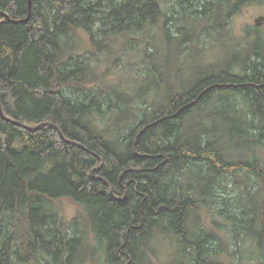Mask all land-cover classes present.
<instances>
[{
    "label": "trees",
    "instance_id": "16d2710c",
    "mask_svg": "<svg viewBox=\"0 0 264 264\" xmlns=\"http://www.w3.org/2000/svg\"><path fill=\"white\" fill-rule=\"evenodd\" d=\"M262 2L0 0V264H264Z\"/></svg>",
    "mask_w": 264,
    "mask_h": 264
},
{
    "label": "rangeland",
    "instance_id": "374dc122",
    "mask_svg": "<svg viewBox=\"0 0 264 264\" xmlns=\"http://www.w3.org/2000/svg\"><path fill=\"white\" fill-rule=\"evenodd\" d=\"M203 0H200V2ZM171 3H175L172 1ZM178 9V7H176ZM259 16H264V2L262 3H254L245 6L242 11L234 16L230 21V32L231 36L235 38L237 42L244 46L247 44L248 41L254 40V38L264 39V22L260 26H256L254 24V20ZM80 38H85L86 35L83 32H79ZM82 43H86V40L82 41ZM208 47V46H207ZM85 50V49H84ZM81 50V51H84ZM86 51V50H85ZM207 56L210 54V59L215 60L216 56H218L221 51L217 48L212 47L205 51ZM129 58V54L127 55L126 59ZM128 60V59H127ZM188 58L182 59L180 61V70L179 73L171 72V78L179 75L181 77H186L189 69ZM129 63H132V67L128 66ZM140 64H135V59L131 58L128 62H125L124 67L118 65L116 68L112 66L111 74L107 76L106 80L108 82H117L120 81L122 78L129 80L131 71L133 75H140L139 69ZM58 208L61 210L62 215L67 219L70 220L74 217L77 212V206L72 204L69 200L63 199L60 202H57Z\"/></svg>",
    "mask_w": 264,
    "mask_h": 264
},
{
    "label": "water",
    "instance_id": "95a60500",
    "mask_svg": "<svg viewBox=\"0 0 264 264\" xmlns=\"http://www.w3.org/2000/svg\"><path fill=\"white\" fill-rule=\"evenodd\" d=\"M28 1H29V0H28ZM0 15H4V16H6L7 19H9V17H8L6 14H4V13H0ZM263 22H264V16H259L258 18H256V19L254 20V24H255L256 26H260V25H262ZM194 103H195V102H193V103L190 104V105H193ZM190 105H189V106H190ZM182 110H183V109L179 110V112H178L177 114H179ZM0 114L2 115L1 109H0Z\"/></svg>",
    "mask_w": 264,
    "mask_h": 264
}]
</instances>
